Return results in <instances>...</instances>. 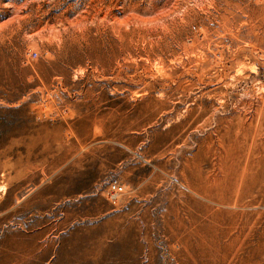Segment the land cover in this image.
I'll return each mask as SVG.
<instances>
[{"label":"rangeland","instance_id":"obj_1","mask_svg":"<svg viewBox=\"0 0 264 264\" xmlns=\"http://www.w3.org/2000/svg\"><path fill=\"white\" fill-rule=\"evenodd\" d=\"M0 264H264V0H0Z\"/></svg>","mask_w":264,"mask_h":264},{"label":"built area","instance_id":"obj_2","mask_svg":"<svg viewBox=\"0 0 264 264\" xmlns=\"http://www.w3.org/2000/svg\"><path fill=\"white\" fill-rule=\"evenodd\" d=\"M110 198L114 199L123 192V186L117 182H112L109 185Z\"/></svg>","mask_w":264,"mask_h":264}]
</instances>
